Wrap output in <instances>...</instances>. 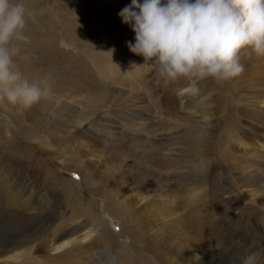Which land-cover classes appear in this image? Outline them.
Masks as SVG:
<instances>
[{"label": "bare ground", "instance_id": "6f19581e", "mask_svg": "<svg viewBox=\"0 0 264 264\" xmlns=\"http://www.w3.org/2000/svg\"><path fill=\"white\" fill-rule=\"evenodd\" d=\"M118 1L102 0L99 10L91 0H49V8L24 0L26 26L12 41L15 65L30 81L50 85L36 105L40 122L54 120L68 135L100 122L78 142L96 175L80 170L86 177L79 183L53 169L58 181L26 164L24 175L9 152L19 153L15 130L25 134L28 126L13 112L20 105L4 99L16 127L0 129L8 144L0 145V264H240L250 253L264 264V55L240 51L244 71L232 78L237 87L223 104L225 87L213 78L165 82L151 61L132 53L126 41L135 33L118 15L122 8L115 13L111 5L131 0ZM57 2L69 17L57 13ZM76 11L78 20L71 17ZM197 84L204 97L191 111L196 98L182 93ZM63 86L81 106L73 111L63 102L45 111L60 106ZM177 91L175 104L169 97ZM112 185L122 196L106 189ZM111 214L132 240L114 254L106 244L117 240L106 220ZM65 224L75 225L74 238L55 245L53 231ZM41 246L54 254L38 253Z\"/></svg>", "mask_w": 264, "mask_h": 264}, {"label": "clouds", "instance_id": "9594fccd", "mask_svg": "<svg viewBox=\"0 0 264 264\" xmlns=\"http://www.w3.org/2000/svg\"><path fill=\"white\" fill-rule=\"evenodd\" d=\"M27 12L24 0H0V100L25 108L50 93L46 81H30L13 60L19 49L12 41L22 38ZM118 15L135 33L126 41L130 51L151 61L165 82L226 81L244 71L242 49L264 55V0H131ZM240 264H258L257 254Z\"/></svg>", "mask_w": 264, "mask_h": 264}, {"label": "rangeland", "instance_id": "374dc122", "mask_svg": "<svg viewBox=\"0 0 264 264\" xmlns=\"http://www.w3.org/2000/svg\"><path fill=\"white\" fill-rule=\"evenodd\" d=\"M49 0H41L40 6L44 8L47 7L49 8L51 5V2H48ZM51 1V0H50ZM69 1H73V0H69ZM74 1H80V0H74ZM109 1H117V3L119 2L118 0H109ZM91 2L93 3L94 6L97 7V9L102 10V0H91ZM58 6H64L63 4H61L60 2H57ZM119 4V3H118ZM113 6V10L115 11V13L117 11L120 10L119 7L123 8L122 5H115V3L111 4ZM72 9V8H71ZM64 7L60 8V12L58 11V14H61L60 16L63 17H69V15H71L68 7ZM78 10V9H75ZM96 10V11H99ZM101 12V11H99ZM73 19L78 20L79 18H81V12L76 11L75 14H72L71 16ZM213 81L215 83H217L218 87H225L224 88V92L223 95L226 96L224 97V102L223 104H226L225 101L227 100H231L232 99V94L234 92V90L237 87L238 81L234 80V79H229L226 81H218L216 79L213 78ZM60 85H63V83H60ZM232 88V89H231ZM234 88V89H233ZM62 92L64 93L62 95L61 99V103L60 106L59 104L57 105H53V106H48L47 109L45 111H58L60 110V107L62 105L63 102H67V104H69V107L72 106L73 111H76L77 108L76 107H80L81 103L79 102V99H74L72 96V93L70 89H68L67 87L63 86L61 88ZM178 91H182V89H178ZM174 92L170 97L169 100L170 102H174L175 104H178V101H176L177 97L179 96V92ZM170 92V93H169ZM183 92V91H182ZM199 96H198V94ZM203 92H201L200 86L197 84L194 87L192 86V89H189L188 92H186V89L184 90V92L182 93L183 95H188L185 97V99L188 98H196L194 99L192 102H190V109L192 110H196L198 109L201 104L199 101L203 100L202 97H204V95L202 94ZM171 94V90L168 91V96ZM202 95V96H201ZM198 96V97H197ZM180 97V96H179ZM171 98V99H170ZM200 98V99H199ZM229 102V101H228ZM37 103L33 104L31 107H23L22 105L19 106V108H14V113L17 114L19 116V120L21 121L22 125L28 126V129L25 130L27 133L23 134L22 132L19 133L18 129L15 130V132L18 135V138L20 140V143H17V145L19 146V153H13V152H9L11 155L15 156L17 160H19L21 162L20 164V170H22L23 174H28L25 169L23 168V165L26 164L25 166H32V169L37 171L38 173L42 174L45 178H49V179H54V180H58L61 181V178H53V176L51 175V171L54 169L55 171L59 172L64 177H68L71 179H75V180H79L78 178H83L86 177V175L84 174H89V175H96V170L95 167L91 164H89L88 162V158L84 157L83 155V151H84V146L82 144H79L78 142H85L88 140V133L90 132V130L94 129V132H96V129L100 126L99 123L93 124L91 126V128H87L85 129V131H77V132H71L69 135V132H66L63 130L62 127H57L53 125V122H55L54 120H51V122H45V121H39L38 119L43 117V113L42 111L38 112L39 110L37 109ZM3 106L5 107H10L9 104H5L3 103V100H0V107H2L3 109H5ZM33 106L36 107V110L33 108ZM28 109H33L32 113H29ZM118 109V108H117ZM6 110V109H5ZM69 111V110H68ZM7 113H9V111L6 110L5 113H3V111H0V129L2 126H4V124L6 126H10L11 128L15 129V125L16 123L10 120V118L8 117ZM10 114V113H9ZM52 117H57L55 116V114L51 115ZM34 118V119H33ZM63 120V118H62ZM68 120V119H67ZM65 124H67L68 122H66V120H63ZM15 123V125H14ZM12 125V126H11ZM14 126V127H13ZM30 131V132H28ZM0 145L1 146H5L8 145L6 143V140H0ZM12 148H14V146H11ZM14 150V149H13ZM8 151V150H5ZM25 154V155H24ZM55 156L56 161H58V163H66L67 166H70L72 168H75V172L74 171H69L67 168H65L64 166L60 165V164H55L52 160V158H48V156ZM39 157V158H38ZM37 159H40L39 161H37ZM37 161V162H35ZM47 163V165L43 166V163ZM36 166V167H35ZM83 171V175L81 174V171ZM92 182H96L95 180H91ZM226 181V180H223ZM79 183H81V181L79 180ZM81 184H79L80 186ZM106 189L108 191H110L111 193H114L116 195L122 196L119 187L116 185H112L111 187H106ZM89 191L94 193L96 192L95 189L92 188V186L89 185ZM77 193V191H76ZM88 194L89 198H91L92 200H94L95 202L99 203V206L103 207L104 205V199L101 198V196L97 195V194ZM103 203H102V202ZM116 204V203H115ZM118 208V209H117ZM115 209H117L118 213L123 212V209L118 206L117 204L115 205ZM122 209V210H121ZM91 213H93V210L90 211ZM112 215V214H111ZM108 217L107 220V224L110 227V229L115 233V235L113 234V238H117V240H113L112 238L107 240L106 244L108 246L109 252L111 254H114L118 248H122L123 245L125 243H132L131 240V236H130V231H122V226H123V221L122 220H117L115 218V216H111ZM95 219V218H94ZM111 223V224H110ZM63 226V227H62ZM59 228V232L55 230L53 231L54 233H58L56 236L59 237V241H57L55 243V245L57 244H64L65 241L68 239H72L74 238L73 233L75 232L74 224H65L62 225ZM63 228V229H62ZM87 229V227H85ZM98 228V226L96 227V229ZM73 230V232H72ZM126 233V234H125ZM129 233V234H128ZM68 235V236H67ZM67 236V237H66ZM66 237V238H65ZM57 238V237H56ZM65 238V239H64ZM63 240V242H62ZM66 241V242H67ZM110 241V242H108ZM40 254H54V252H50L48 251V249H44L43 246H41L39 248V252ZM49 254V255H50ZM50 257V256H49ZM136 261V260H135Z\"/></svg>", "mask_w": 264, "mask_h": 264}]
</instances>
